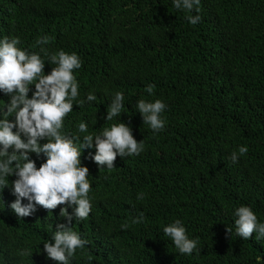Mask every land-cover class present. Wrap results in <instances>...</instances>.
<instances>
[{"label":"trees","instance_id":"16d2710c","mask_svg":"<svg viewBox=\"0 0 264 264\" xmlns=\"http://www.w3.org/2000/svg\"><path fill=\"white\" fill-rule=\"evenodd\" d=\"M194 14L172 0H0V38L80 56V98L95 91L97 100L74 104L66 131L86 121L99 133L121 119L144 142L139 155H117L110 172L91 159L95 148L83 150L92 210L71 227L89 243L71 264H257L264 257V241L238 237L233 215L250 205L264 222V0H201L202 19L191 25L186 17ZM44 35L49 43L38 45ZM52 67L45 62V74ZM118 91L125 107L106 121ZM140 99L165 102L162 131L143 124ZM8 100L0 92V106ZM242 145L248 152L233 163ZM31 158L37 167L46 159ZM15 199L10 187L0 193V264H55L43 243L67 223L64 205L51 212L38 205L18 219L9 207ZM141 213L144 221L133 223ZM176 219L199 241L191 255L163 233Z\"/></svg>","mask_w":264,"mask_h":264},{"label":"clouds","instance_id":"9594fccd","mask_svg":"<svg viewBox=\"0 0 264 264\" xmlns=\"http://www.w3.org/2000/svg\"><path fill=\"white\" fill-rule=\"evenodd\" d=\"M172 3L177 10L195 13L186 17L191 25L201 21V0H172ZM49 41L50 37L44 35L37 44L46 45ZM20 45L18 36L0 38V92L9 97L8 102L0 106V193L6 187L11 188L16 199L9 207L18 219L35 213L38 205L49 212L64 205L60 215L67 223L56 225L50 240L43 243V252L55 264H71L77 250L89 243L71 227L73 219L84 220L92 210L89 168L81 162L83 150L95 148L91 159L99 169L106 168L110 172L115 167L117 155H139L144 150V142L137 141L131 126L121 119L99 133L89 132L86 121L78 123L75 133L66 131L64 121L73 111V105L80 108L85 102L97 100L95 91L87 93L84 99L80 98L76 75L83 63L80 56L64 50L49 53L43 47L36 52ZM45 62L55 65L47 74ZM154 87L147 85L146 92L151 95ZM124 101L123 92L114 94L107 107L106 121L120 117ZM166 107L160 99L136 102L143 124L150 126L154 133L165 127L162 113ZM247 152V146H239L231 153L230 159L237 163ZM32 153L38 157L43 154L46 158L39 167L31 158ZM13 175L16 179L10 181L9 177ZM143 198L142 193L137 196L138 200ZM24 200L27 203H23ZM233 215L238 237L248 240L255 233L257 242L264 241V222L258 219L250 205L236 207ZM143 221L141 213L132 222L139 224ZM127 227L121 225L122 229ZM228 231L231 233L229 227ZM163 233L180 254L191 255L198 250L199 241L189 237L180 219L165 225ZM256 262L264 264V257L257 256Z\"/></svg>","mask_w":264,"mask_h":264}]
</instances>
